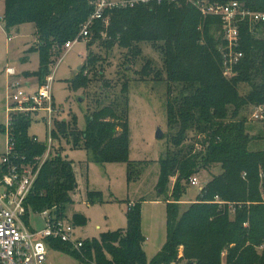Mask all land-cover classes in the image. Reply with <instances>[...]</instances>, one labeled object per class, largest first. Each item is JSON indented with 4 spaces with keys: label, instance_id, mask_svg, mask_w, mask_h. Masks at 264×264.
<instances>
[{
    "label": "trees",
    "instance_id": "obj_1",
    "mask_svg": "<svg viewBox=\"0 0 264 264\" xmlns=\"http://www.w3.org/2000/svg\"><path fill=\"white\" fill-rule=\"evenodd\" d=\"M93 1L6 0L2 17L6 31L24 23L34 25L32 50L38 52L40 62L34 76L40 86L51 76L66 43L77 39L89 21ZM188 1L119 5L106 10L89 30L86 64L70 80V89L89 97L92 84L105 78L101 65L105 58L95 50L107 56L123 50L126 72L142 60V80L153 76L166 83L169 134L158 184L167 204L163 249L148 262L141 205L131 204L124 232L106 233L100 242L83 241L80 249L57 240L50 243L86 264H264V121L258 136L250 134L248 125L251 109L264 107V25L253 29L248 22L241 25L239 51L244 56L234 75L228 76L221 54L225 45L221 19L204 16L195 0ZM201 1L226 4L231 0ZM240 1L251 10H264V0ZM145 46L158 53L160 69L143 57ZM102 86L111 87L107 82ZM246 87L248 91L242 93ZM128 89L127 81L112 103L101 107L97 99L92 107L87 105L84 130L76 129V118L70 123L56 120L52 136L54 142L61 135L71 140L74 149H84L97 164L127 163L132 180L138 163L129 161ZM31 123L30 117L16 116L10 134L18 154L33 159L42 156L47 145L29 134ZM216 166L220 172L210 174L196 200L182 210L180 203L192 186L191 179ZM78 188L74 163L62 157V148L54 147L29 204L35 211L54 207L65 218ZM96 196L88 193L90 202ZM73 220L75 225L86 224L82 216Z\"/></svg>",
    "mask_w": 264,
    "mask_h": 264
},
{
    "label": "rangeland",
    "instance_id": "obj_2",
    "mask_svg": "<svg viewBox=\"0 0 264 264\" xmlns=\"http://www.w3.org/2000/svg\"><path fill=\"white\" fill-rule=\"evenodd\" d=\"M5 9L6 0H0V156L5 154L8 144V136L3 129L7 127L9 119V84L19 82L22 91L28 95L36 93L40 87L34 76L40 64L38 52L32 50L36 42L34 25L24 23L6 31L2 21ZM95 52L101 53L105 58L101 64L105 78H99L92 84L89 88L90 96L87 98L82 90L73 91L69 87L70 80L84 70L87 58L85 40L75 43L70 51L66 50L61 59L56 60L52 66L50 85L56 108L55 119L70 123L76 118V129L84 130L87 105L92 107L97 99H100L101 107L112 103L114 95L119 97L123 84L128 81L129 161L138 163V166L135 165L138 171L136 178L129 180L127 163L97 164L87 151L74 149L71 140L68 142L62 135L59 136L61 139L55 141V146L57 149L62 148L63 158L74 163L79 187L73 195L74 202L67 208L65 218L72 223L74 216L86 219L84 225L74 224L76 240L100 242L106 233L126 231V213L130 205L140 204L142 232L146 238L144 250L148 262L151 263L167 241L166 197L160 195L158 190L160 160L168 146L167 85L164 81L154 80L153 76L142 80L139 74L144 65L142 60L137 61L131 71L126 72L123 67V50L115 49L108 56L102 50L97 49ZM143 57L152 59L157 69H160V57L151 48L144 47ZM7 68H14L18 76L8 77ZM106 82L110 88L102 86ZM247 91V87L242 89V93ZM44 116V113L33 116L29 134L46 144L50 138L51 127ZM250 118L251 112L248 115L250 134L260 135L263 123ZM158 131L164 133L163 138L157 137ZM200 139L198 136L197 140ZM219 172L220 166H216L198 174L199 185L189 188L187 196L180 203L181 209L186 210L196 200L200 190L210 180V174L216 175ZM89 192L97 194L91 202L88 199ZM171 193L172 190H169L167 196H171ZM30 225L35 230L44 228L40 216L34 213L30 215ZM48 264L86 263L50 247Z\"/></svg>",
    "mask_w": 264,
    "mask_h": 264
},
{
    "label": "built area",
    "instance_id": "obj_3",
    "mask_svg": "<svg viewBox=\"0 0 264 264\" xmlns=\"http://www.w3.org/2000/svg\"><path fill=\"white\" fill-rule=\"evenodd\" d=\"M154 0H94V12L84 25L82 32L74 41L65 45L70 51L80 40L87 41L89 30L94 21L103 19L106 10L119 5L126 6L135 2L148 3ZM161 2L162 0H155ZM175 1V0H171ZM194 5L204 16H215L222 21V37L225 42L221 50L226 75H234V68L241 62L243 53L239 51L241 25L248 22L251 29L264 25V10L249 9L240 0H231L226 4L209 3L195 0ZM108 23V20H105ZM8 77L18 76L14 68H7ZM52 76L47 77L46 84L39 87L34 94L22 91L19 82H11L8 86V125L4 128L8 136V144L4 155L0 156V264H48V249L52 241H61L74 248L83 246L82 240L75 239L74 224L56 213V208L35 211L29 204L30 195L40 176L45 162L54 150L55 142L52 132L55 129L56 108L51 92ZM251 120L264 121V107L251 109ZM44 113L51 127L47 150L42 156L33 159L18 154L16 144L10 134L16 116H26L34 120V115ZM36 141V136H32ZM39 142V141H38ZM192 186L199 185V178L191 179ZM39 215L44 222L42 230H35L30 225V215Z\"/></svg>",
    "mask_w": 264,
    "mask_h": 264
},
{
    "label": "water",
    "instance_id": "obj_4",
    "mask_svg": "<svg viewBox=\"0 0 264 264\" xmlns=\"http://www.w3.org/2000/svg\"><path fill=\"white\" fill-rule=\"evenodd\" d=\"M81 68H82V67H81ZM81 68H80L79 70H81ZM163 136H164V133L161 132V131H158V133H157V137H158V138H163ZM186 264H194V263L187 262Z\"/></svg>",
    "mask_w": 264,
    "mask_h": 264
}]
</instances>
